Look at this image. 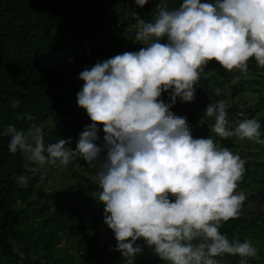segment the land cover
Instances as JSON below:
<instances>
[{
	"label": "clouds",
	"instance_id": "obj_1",
	"mask_svg": "<svg viewBox=\"0 0 264 264\" xmlns=\"http://www.w3.org/2000/svg\"><path fill=\"white\" fill-rule=\"evenodd\" d=\"M135 3L144 7L149 0ZM133 16L136 41L144 47L98 61L79 74L84 83L77 104L92 123L79 134L75 150L70 139L46 144L36 123L26 130L9 124L0 136L10 138V153H20L32 171L37 165L66 167L78 158L92 168L99 164L96 199L105 205L104 223L124 264H135L145 245L166 264H220L217 257L225 254L247 264L258 255L252 241L230 240L220 231L242 214L247 197L237 189L245 161L209 136L195 138L187 117L171 109L177 98L195 100V85L210 61L228 72L246 73L254 58L264 69V0H182L178 7L158 0L154 20L140 18L135 10ZM166 92L170 103L162 99ZM205 116L214 117L211 131L220 138L264 145L255 118L229 129L223 100L210 103ZM100 126L102 146L97 144ZM17 182L25 183L26 177Z\"/></svg>",
	"mask_w": 264,
	"mask_h": 264
},
{
	"label": "trees",
	"instance_id": "obj_2",
	"mask_svg": "<svg viewBox=\"0 0 264 264\" xmlns=\"http://www.w3.org/2000/svg\"><path fill=\"white\" fill-rule=\"evenodd\" d=\"M156 3L158 0H149L139 7L135 0H0V129L14 124L26 130L36 123L44 129L46 144L70 139L69 147L75 150L79 134L92 123L86 110L68 102L82 89L77 81L80 72L98 61L144 47L136 41L133 10L140 18L152 21ZM181 3L169 0V7ZM217 68L218 77L227 74L218 62L210 61L195 85L196 99L182 102L177 98L171 110L187 117L191 126L196 116L186 111L189 104L207 108L223 100L229 104L226 111L230 130L247 119L241 116L245 113L261 123L264 139V69L253 58L248 71L239 72V81L230 84L229 78L219 83L209 71ZM221 84L231 91L230 98L218 92ZM251 91H257L260 101L248 106L242 95ZM162 99L171 102L167 92ZM26 114L35 119L28 121ZM214 123L212 118H205L204 131L195 123L191 130L193 127L202 133L197 138L207 137V126ZM99 136L97 144L102 146L103 126ZM9 139L0 136V264H124L122 253L113 250L117 246L114 233L104 223L105 205L92 198L101 191L96 183L99 164L92 168L78 158L66 167L59 166L53 172L58 171L63 183L58 190L47 192L41 186L44 178L37 173L49 167L26 169L22 155L10 153ZM235 139L217 136L215 140L233 151ZM258 147L248 141L246 172L240 181L255 192L249 198L258 201V208L220 228L230 240H259L258 255L248 258L247 264H264V161L253 151ZM20 176L26 177L27 187L17 182ZM102 228H106V235ZM103 236L107 238L104 244L100 240ZM217 259L220 264H239L241 258L225 254ZM135 264L166 262L145 245Z\"/></svg>",
	"mask_w": 264,
	"mask_h": 264
},
{
	"label": "rangeland",
	"instance_id": "obj_3",
	"mask_svg": "<svg viewBox=\"0 0 264 264\" xmlns=\"http://www.w3.org/2000/svg\"><path fill=\"white\" fill-rule=\"evenodd\" d=\"M210 72H212L211 74L212 75H216L217 76V79H218V82L219 83H223L224 80L226 78H229L231 81L229 82L230 84H234L236 82L239 81L240 77H239V72L240 71H233V72H226L227 74L224 76V77H218L217 73L220 71L219 68L215 69V70H209ZM206 76V75H205ZM77 81H78V84L80 86H83V81L81 79H79V77L77 78ZM218 83V84H219ZM222 86L218 89V92L219 93H224L225 92V95L230 98L231 96V91L229 90L228 87H225L223 84H221ZM243 100L244 102L247 103L248 106H253L255 104H257L259 101H260V98L259 96L257 95V91H251L249 93H244L243 95ZM195 99H196V96H195ZM68 102H71L72 106L73 107H79L78 104H77V98H74L72 97L71 99L68 100ZM202 104V102H201ZM226 105V109L229 108V104L228 102L225 103ZM186 111L190 112L191 115L193 116H196V119L193 120L194 122L192 123L191 126L196 125L197 128H199L200 131H204L203 130V121L205 118H212L214 121V117H207L205 116V110L206 108L202 107L201 105H198L197 103H193V104H189L186 108ZM260 108H254V110H259ZM242 117L244 118H250L251 115H248V114H245L243 113L241 115ZM229 120V119H228ZM202 121V124L200 123ZM230 121V120H229ZM82 122V127H84V124H85V120L81 121ZM230 125V123L228 124V126ZM212 127V126H211ZM211 127L210 126H207V129L209 131L207 137H211L214 139V141L219 145L221 146V141L220 140H215L217 135L215 133H213L211 131ZM195 129L192 127V134L195 138H197L198 136H201L200 134H202L199 130L197 131H194ZM226 140V139H225ZM248 139H235L234 140V145H235V149L232 151L233 153H236V154H239L241 156V158L243 160H246L247 156H246V152H245V148L247 146V143H248ZM252 141V140H251ZM252 143L258 145L259 147L257 149H253V151L255 152V154H258L259 158L261 160L264 161V145H261V144H257L255 143L254 141H252ZM59 168H42L40 171H42V173L39 171L37 173V175L41 176L44 178V180L41 182V186L45 188V190L47 192H51L52 190H58L59 189V185L63 183V180L62 178H60L59 174H58V171L56 172H53L54 170H58ZM244 178V176H243ZM243 180V179H242ZM25 187H27V184H25ZM69 185V182L67 183V186ZM238 192H243L245 195H246V201L244 202V206H243V210H242V213H245V212H253L255 210H257L258 208V201L256 200H251L249 197L255 193L253 191H250V189H248L246 187V185H244V183L240 182L239 183V187L237 189ZM96 197H98V195H95L93 196L92 198L94 200H97ZM102 234H107V231H106V228H102ZM252 241L253 245L256 247V248H259L258 245H259V240H256V239H252V238H248ZM101 240V243L104 244L105 241L107 240V238L105 236H103V238L100 239ZM70 250L74 251L72 249V246H70ZM119 253V251H116ZM76 253V251L74 252Z\"/></svg>",
	"mask_w": 264,
	"mask_h": 264
}]
</instances>
